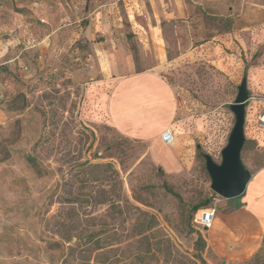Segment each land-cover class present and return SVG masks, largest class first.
<instances>
[{
	"label": "rangeland",
	"instance_id": "374dc122",
	"mask_svg": "<svg viewBox=\"0 0 264 264\" xmlns=\"http://www.w3.org/2000/svg\"><path fill=\"white\" fill-rule=\"evenodd\" d=\"M151 21L179 106L161 159L97 103L111 70L152 63ZM206 41L218 45L209 58ZM243 82L253 174L264 166L253 138L264 134V0H0V264H264V239L229 259L192 214L206 199L217 213L236 205L211 188L205 156L221 163Z\"/></svg>",
	"mask_w": 264,
	"mask_h": 264
},
{
	"label": "crops",
	"instance_id": "0c3cea01",
	"mask_svg": "<svg viewBox=\"0 0 264 264\" xmlns=\"http://www.w3.org/2000/svg\"><path fill=\"white\" fill-rule=\"evenodd\" d=\"M149 25L146 32L153 50L152 63L137 70L135 62L128 61L123 70H111L97 103L104 118L121 133L150 140L155 157L161 159L159 153H170L162 134L175 126L179 106L175 89L162 75L168 60L160 25L156 21ZM212 43H203L206 58L218 49ZM262 133L253 138L264 144ZM233 199L235 207L216 213L207 229L209 243L221 256L244 259L256 253L264 239V166L252 174L245 192Z\"/></svg>",
	"mask_w": 264,
	"mask_h": 264
},
{
	"label": "water",
	"instance_id": "95a60500",
	"mask_svg": "<svg viewBox=\"0 0 264 264\" xmlns=\"http://www.w3.org/2000/svg\"><path fill=\"white\" fill-rule=\"evenodd\" d=\"M248 94L243 82L239 95L232 105L236 122L231 132L229 143L222 150V161L217 163L210 155H206V167L211 176V188L226 199L241 196L252 177V173L245 167L241 159V151L244 146L246 100Z\"/></svg>",
	"mask_w": 264,
	"mask_h": 264
},
{
	"label": "built area",
	"instance_id": "2783aa9c",
	"mask_svg": "<svg viewBox=\"0 0 264 264\" xmlns=\"http://www.w3.org/2000/svg\"><path fill=\"white\" fill-rule=\"evenodd\" d=\"M258 125L260 128L264 129V109L258 117ZM162 138L167 145L174 146L176 144L175 135L172 129L165 130V132L162 134ZM216 213L217 210L214 206L204 208L196 214L194 222L198 226H201L204 229H208L213 224Z\"/></svg>",
	"mask_w": 264,
	"mask_h": 264
},
{
	"label": "trees",
	"instance_id": "16d2710c",
	"mask_svg": "<svg viewBox=\"0 0 264 264\" xmlns=\"http://www.w3.org/2000/svg\"><path fill=\"white\" fill-rule=\"evenodd\" d=\"M257 123H258V121H257ZM258 127H259V125H258ZM259 128H260V127H259ZM260 129H262V128H260ZM27 158H28V161H29V162L34 163V158H33V156L29 155ZM210 202H211V199H206L205 201L196 204V205L192 208V214L195 213L194 218H195L196 214H197L200 210L209 207V203H210ZM199 238L202 239V236H199ZM78 240H79V242L76 243V246H77V247L79 246V248H81V247L84 245L83 248H85V247L88 246V243H87V242L84 243V244H82V243H81V242H82L81 239L78 238ZM74 248H76V247H73L72 249H74Z\"/></svg>",
	"mask_w": 264,
	"mask_h": 264
}]
</instances>
